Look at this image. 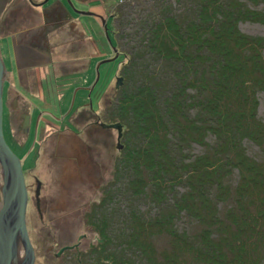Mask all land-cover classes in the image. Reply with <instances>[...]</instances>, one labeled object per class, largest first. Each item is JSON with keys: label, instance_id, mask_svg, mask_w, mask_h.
Segmentation results:
<instances>
[{"label": "trees", "instance_id": "trees-1", "mask_svg": "<svg viewBox=\"0 0 264 264\" xmlns=\"http://www.w3.org/2000/svg\"><path fill=\"white\" fill-rule=\"evenodd\" d=\"M151 1L139 12L133 2L112 14L127 28L119 31L128 57L104 114L121 123L126 142L110 182L83 213L97 239L73 261L260 264L264 161L243 141L264 154L257 115L264 38L241 32L238 22L264 25V0ZM192 143L204 147L190 153ZM144 197L143 209L137 201ZM183 217L196 230L180 227ZM161 234L168 243L157 247Z\"/></svg>", "mask_w": 264, "mask_h": 264}, {"label": "rangeland", "instance_id": "rangeland-1", "mask_svg": "<svg viewBox=\"0 0 264 264\" xmlns=\"http://www.w3.org/2000/svg\"><path fill=\"white\" fill-rule=\"evenodd\" d=\"M5 1L0 0V18L3 15L1 5ZM33 1L40 3L43 0ZM71 2L75 6L74 8L81 12H75L66 0H47L39 6H32L28 0H11L14 10L12 11L11 8L8 15L16 20L6 30L14 31L6 32L0 27L2 31L0 34L15 32L11 36L14 41V50L17 52L21 49L23 40L29 42L35 34L39 39H42L40 42L38 41L39 46H41L39 53L37 49L36 54H33L39 63L50 57L48 50L44 48L47 40L45 32L63 24L59 27L61 28L60 32H55L56 30L51 31L52 33L48 32V34L50 33L48 38L50 39L52 62H54L52 64L56 68L59 66L58 62L63 61L62 66L66 69L64 72L55 69L54 75L63 76V79H59L58 84H61L63 80L69 81L64 85L63 90L62 85L59 86L60 88L55 87L57 96L45 93L47 105L44 104L45 102L40 104L41 102L38 100L40 113L38 118L40 119L39 124L35 122L37 125L34 124L33 126L34 130L38 129L41 136H45L39 144V150L42 154L40 157L45 161L44 168L40 164L41 160L33 159L34 149L30 138L26 139L24 144L16 141L15 136H22V134L19 132L17 124L13 123V117L11 122L6 119L4 123L6 139L21 155L30 188L35 187L33 176L37 174L42 182L41 198L45 196L47 202L52 195V205H47L49 212L44 214L43 220L38 217L33 203L30 202V206H28L30 212L28 232L36 251L34 264H75L72 258L76 253L74 248H65L57 255L58 249L67 244L71 246L83 234L85 236L79 242L78 249L86 247L88 242L92 243L96 239L97 235L90 225L85 223L83 213L90 202L98 199L103 184L110 182L113 175L114 156L119 155L118 152L120 153L123 148L122 143L117 146L116 135L118 130L116 128L95 124L98 119L101 120L100 122L108 123L104 111L106 112L109 108L115 95H118L116 91L122 86V80L117 88L115 87V80L117 76L121 75L123 65L127 62L128 57L122 56L123 51L128 46L124 44L125 38L120 35L119 31L121 28L125 31L127 28L120 27L121 25L117 21L119 20L118 17L112 18V14L118 8H120L118 10L126 13L128 11L126 6L133 2L138 12L148 6L152 7L153 4L151 0H71ZM48 13H50L49 16L53 21L50 26L43 24L44 14L48 15ZM102 18L105 19L108 26L109 41L106 39L107 36H105L103 26L100 23ZM121 20L124 19L121 18ZM69 21L70 23L67 24ZM35 23H39V25L33 27ZM238 28L241 32L264 38L263 24L239 21ZM4 42L5 40H0V47L3 49H5ZM82 55H86L88 58L85 60L88 70L80 73V70L83 71V59L73 61L72 58ZM113 55L116 57L112 60L100 63L101 60ZM262 55L264 56V48ZM31 57V53H29L23 58L30 59ZM77 76H81L83 83L86 82L87 85L92 79L90 85L87 86L88 88L81 87L80 89L77 87L80 85V81H78L80 79ZM258 100L260 104L257 107V115L264 121L263 91L258 93ZM76 102L86 103L82 114L75 108L78 105ZM12 114L14 116L16 112ZM44 117L50 122H55L53 126L56 128L45 123ZM69 124L77 126L78 131L74 132L67 127ZM60 127L63 128L59 129ZM119 142H126V140L119 138ZM243 144H245L249 154H253L264 161V154L255 143L244 139ZM202 147L204 146L201 144L192 143L187 150L190 153H197L202 150ZM44 156L45 158H43ZM47 161L49 162L48 167L46 166ZM29 166L32 168L29 169ZM52 173L54 182H52ZM176 187L181 189L180 185ZM147 199L146 197L142 201L139 199L138 205L143 209L147 208L150 202ZM144 201V204L141 203ZM177 223L180 227L184 226L188 230H196L198 226L196 222L189 223V220L184 217ZM115 232L118 233L116 229ZM155 243L157 247L168 243L166 235L156 236ZM21 246L19 243L17 252ZM17 256L19 257V255ZM260 264H264V259Z\"/></svg>", "mask_w": 264, "mask_h": 264}, {"label": "flooded vegetation", "instance_id": "flooded-vegetation-1", "mask_svg": "<svg viewBox=\"0 0 264 264\" xmlns=\"http://www.w3.org/2000/svg\"><path fill=\"white\" fill-rule=\"evenodd\" d=\"M28 2L30 4H32V6H39V5H35V3L33 0H28ZM12 8V3L11 0H6L4 3H2L1 5V13L3 14L0 18V27H2L1 30H6L8 29L12 22L14 20H16L15 18H11L9 17L8 14H10L9 10L11 11ZM14 9L12 8V11ZM50 13H48V15L44 14L45 19L43 21L44 25H49L50 23H52V19L49 16ZM2 19V20H1ZM38 26V24H34V26ZM63 24H59L58 27H61ZM51 29L45 32V37H46V41H45V45L44 48L46 50H48V54L50 57L46 58V61H41L38 63V61L35 60V55L36 54L35 51H37L38 49V53H39V49L41 46H39V42L42 39H39L38 36L35 34V36L33 35L32 39L29 40V42H27L28 40L23 41L26 42L24 43L22 41V45H21V49L17 52L14 50V46H13V40H12V34H14L15 32H10V33H6L9 31H14V30H6V34H0V40H5L3 46L5 49L0 47V61L2 62V72H1V104L2 105V135L4 137V140L6 141V143L8 145H10L9 147L12 149V151L16 154V156L18 157L19 161H20V165H21V169H22V174H23V179H24V183H25V189H26V204H25V225L27 228V233H28V238L30 240V236H29V232H28V222L30 220V212L28 210V206H30V202L33 203L34 208L38 214V217L41 218V220L44 219V214L49 210L47 205L49 206L50 204L52 205V195L48 198V201L46 202V198L45 196H42V182L41 179L39 178V175H35L34 174V186L32 189L30 188V184L28 183L27 177L25 175V168L23 165V160L21 159V155L14 149L13 145L7 141L6 139V135L4 133V123L6 121V119L11 122V119L13 117V123L17 124L16 126H18L19 132L22 134V136H15L16 137V141L19 143L24 144V142H26L28 138L31 139L33 145L32 148L34 149V155H33V159L40 161V164L42 165V167H45V161L42 160L40 157V155H42L40 153V141L41 139H43L45 136L41 134H39L38 129L34 130L33 126L34 124H39L38 121L40 118H38L39 116V108H38V100L42 101V98L39 97V93H41V88L39 87V79L41 78L40 75H45V77H51V74H55V69L56 70H61L64 72V70H66L64 68V66H62L63 61H56L59 63V66L55 68V65L52 64L54 62H52V55L50 53L51 49H50V44H49V36L50 33L48 34V32H54L56 29ZM0 30V33L2 32ZM51 32V33H52ZM39 41V42H38ZM37 47V48H36ZM18 53V55H17ZM31 53V58H23L25 55ZM23 56V57H22ZM42 58H45L43 56H40ZM22 58V60H21ZM42 67H44V73L42 74L41 69ZM84 67V66H83ZM83 69V68H82ZM53 77V76H52ZM41 85V83H40ZM43 91V89H42ZM44 92V91H43ZM43 92H42V97H43ZM78 105H76V109H78V111L84 112L85 110V102H76ZM43 110V109H41ZM13 112H16V115L12 116ZM46 112V110H45ZM44 112V113H45ZM41 117V116H40ZM45 120L44 122L47 123L49 126H52L54 128H56L55 126H53L55 124V122H50L49 120L46 119V117H44ZM52 118V117H51ZM101 120H96L95 124H100L102 122H100ZM36 122V123H35ZM36 124V125H37ZM101 126V125H100ZM70 129H72L74 132H77V126L75 127L74 124H69ZM63 127H60L59 129H61ZM36 155V157H35ZM45 158V156L43 157ZM34 165V162H33ZM46 166H49V162L47 161ZM29 169L32 168V166L28 167ZM27 169V168H26ZM52 175V182L53 181V173ZM8 174H6V172L4 171V167L0 161V206L3 202V196H4V188L7 186L8 184ZM36 188H38L37 191V197L35 194V190ZM52 191V190H51ZM85 236V234L81 235V237H78V240L76 242L72 243L71 247H66V248H74L76 250V255L79 254L81 249H78V244L81 241V239ZM97 239V238H96ZM22 245L21 239L20 237H18L17 240V248H18V244ZM31 243V240H30ZM93 243L88 242V245H92ZM32 245V243H31ZM69 245V244H67ZM20 249V255L22 257V255L24 254V247L23 245L21 247H19ZM32 249H33V254H34V258H33V264H34V260L35 256H36V251L35 248L32 245ZM65 249V248H64Z\"/></svg>", "mask_w": 264, "mask_h": 264}, {"label": "water", "instance_id": "water-1", "mask_svg": "<svg viewBox=\"0 0 264 264\" xmlns=\"http://www.w3.org/2000/svg\"><path fill=\"white\" fill-rule=\"evenodd\" d=\"M43 0L35 5L45 3ZM68 5L75 12H81L74 8L71 0H66ZM101 25L105 36H107V25L105 19H101ZM106 39L109 41L108 36ZM116 55L101 60L100 63L112 60ZM2 62L0 61V161L4 167V171L8 174V184L4 188L3 202L0 206V264H33V249L28 238L27 228L25 225V204H26V189L23 179L20 161L16 154L12 151L4 140L2 135V105L1 104V72ZM98 75V73H97ZM123 77L117 76L115 80V87L117 88ZM102 127H114L117 131V146L121 145L119 138L121 136L122 125L120 122L114 123H100ZM38 188L35 190L37 197ZM20 237L24 247V254L17 252V240ZM72 246V245H71ZM70 245H63L58 249V255L64 248L71 247ZM18 253V254H17ZM19 255V257L17 256Z\"/></svg>", "mask_w": 264, "mask_h": 264}, {"label": "crops", "instance_id": "crops-1", "mask_svg": "<svg viewBox=\"0 0 264 264\" xmlns=\"http://www.w3.org/2000/svg\"><path fill=\"white\" fill-rule=\"evenodd\" d=\"M66 21H68V20H66ZM69 23H70V21L67 22V24H69ZM60 30H61V28L58 27V29H56L55 32H60ZM85 57H86V55H82V56H79V57H73L72 58L73 61L82 60L83 59V61H84V67H83V71L80 70L81 71L80 73L86 72L88 70L86 68V64L87 63L85 62V60L88 59V58L87 57L85 58ZM44 71H47V70H44V67H42V69H41L42 74L44 73ZM40 76H41V78L39 79L40 82L38 83L39 84V87L41 88V93H39L38 95H39V97L42 98V101H40L41 102L40 104H42V102H45V97L44 96H45V93L46 92L49 93L50 95L54 96V94L56 92L55 91V87L60 88L59 86L62 85V90H63L64 85L69 81V80L68 81H64L63 80V82H61V84H58L59 83V79L60 78L63 79V76L62 75H57V76L54 75L53 77H50V76L49 77H45V75H40ZM77 77L80 79V80H78V81H80V85L77 86L80 89H81V87H87L88 85H90V82L92 80V79L89 80V84L87 85L86 82L83 83V79H82L81 76L80 77L77 76ZM40 83H41V85H40ZM42 89H43L44 92L42 91ZM42 92H43V97H42ZM62 92L60 93V95L62 94ZM55 96H57V93L55 94ZM79 99H80V97H79ZM44 104L47 105V102H45Z\"/></svg>", "mask_w": 264, "mask_h": 264}]
</instances>
